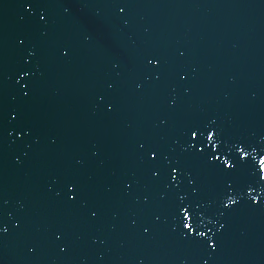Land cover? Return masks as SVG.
Segmentation results:
<instances>
[{"label": "snow or ice", "instance_id": "1", "mask_svg": "<svg viewBox=\"0 0 264 264\" xmlns=\"http://www.w3.org/2000/svg\"><path fill=\"white\" fill-rule=\"evenodd\" d=\"M148 2L17 0L28 15L21 16L25 29L14 38L17 59L11 71L0 26V264L10 237H24L29 258L38 256L42 244L55 249L61 260L75 247L69 227L60 221H51L43 238L25 237L24 217L11 220L9 227L5 169L9 145L22 144L28 157L40 143L44 129L29 117L45 83L42 63L70 65L86 47L111 57V75L94 93L96 112L115 123L135 108L137 123L122 138L107 195H97L91 177L85 178L90 169L105 164L104 153L91 143L86 158L73 150L68 162L50 174L46 190L56 205L97 230L108 209L117 205L124 210L123 227L132 240L151 245L163 236L194 253L193 264H218L237 215H264V135L239 133L217 107H194L200 84L197 68L189 67L188 47L149 41L121 46L119 36L130 32L136 9ZM51 9H61L70 27L54 19ZM33 10H38L35 15ZM47 143L63 155L55 132H47ZM15 163L23 161L17 157ZM117 215L113 212L114 219ZM88 242L102 246L106 240L92 232ZM136 264H144L143 259Z\"/></svg>", "mask_w": 264, "mask_h": 264}, {"label": "water", "instance_id": "2", "mask_svg": "<svg viewBox=\"0 0 264 264\" xmlns=\"http://www.w3.org/2000/svg\"><path fill=\"white\" fill-rule=\"evenodd\" d=\"M37 11L33 10V15ZM27 15L17 0L0 3L9 71L17 59L14 38L25 29L21 16ZM50 15L62 21L63 27H70L61 9H51ZM32 36L38 39V31ZM119 40L125 48L132 41L188 47L189 67L197 68L200 84L194 107H217L239 133L264 135V0H149L136 9L130 32L120 35ZM110 59L86 47L70 65L42 63L45 83L29 118L38 120L44 131L28 157L23 155L28 150L22 144L7 149L5 188L9 203L5 215L10 228L11 220L26 218L27 238H43L49 223L60 221L69 227L75 247L70 257L61 260L55 249L42 244L38 256L29 258L24 237H10L3 253L4 264H136L138 259L144 264H193L194 253L163 236L151 245L132 240L123 227L124 210L119 206L108 209L98 230L89 229L80 217L56 205L46 190L52 171L60 163L66 164L73 150L86 158V147L95 143L104 153L105 164L90 169L85 178L91 177L97 195H107L105 187L117 170L122 138L128 127L135 128L137 123L135 108L127 109L122 119L113 123L105 121L93 107L97 86L111 75ZM12 95L10 88V104ZM48 131L59 136L62 156L49 147ZM17 157L22 164L15 163ZM113 212L118 214L115 219ZM92 232L106 243L90 245ZM218 264H264V215L236 216Z\"/></svg>", "mask_w": 264, "mask_h": 264}]
</instances>
